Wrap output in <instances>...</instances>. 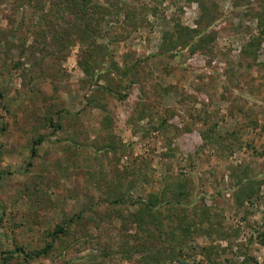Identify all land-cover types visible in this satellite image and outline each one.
<instances>
[{
	"label": "rangeland",
	"instance_id": "obj_1",
	"mask_svg": "<svg viewBox=\"0 0 264 264\" xmlns=\"http://www.w3.org/2000/svg\"><path fill=\"white\" fill-rule=\"evenodd\" d=\"M93 1L123 9L97 83L78 45L61 60L24 50L40 12L0 0V264L77 214L78 244L31 264H94L104 248L129 264L115 182L134 201L185 184L189 264H264V0Z\"/></svg>",
	"mask_w": 264,
	"mask_h": 264
},
{
	"label": "trees",
	"instance_id": "obj_2",
	"mask_svg": "<svg viewBox=\"0 0 264 264\" xmlns=\"http://www.w3.org/2000/svg\"><path fill=\"white\" fill-rule=\"evenodd\" d=\"M17 2L19 9L23 7L24 10L31 6L40 12V18L35 25L33 43L28 46V49H26L27 44H23L24 50H30L35 58L39 55L42 59L58 54L61 60L60 56L64 51L78 45L81 48L79 61L81 69L95 83L99 81L100 75L106 71L104 67L106 65L108 67L110 62L108 57L110 43L115 42V39H121L119 34L115 38V23L112 19L115 13L116 16L123 15L121 4L115 11L113 6L115 4L107 7L96 4L93 0H17ZM25 14L26 12L22 13L23 16ZM100 41H105L107 44L103 45ZM258 41L261 44V39ZM18 65L23 68L20 62ZM39 65L37 63L36 67ZM3 100L4 94L0 91V101L3 102ZM43 119L54 129L59 127L56 123L54 124V118L50 117L49 113ZM43 142L42 136L33 141L32 157L37 155V146ZM119 184L115 182V189L106 192L110 199L107 201L114 207L111 208L114 209L113 215L121 220L123 227L121 231L123 236L120 238L122 248L118 254L122 255L126 261H130L129 264H135L132 261L138 255L141 256V264H189L187 261L197 256L196 249L199 246L190 245L188 241L193 233V227H197V224L191 226L186 222L188 214L183 200L188 199V194L184 189L185 184L180 182L175 187H171L174 184L169 185L168 191H171L172 199L168 201L165 190L151 193L146 201L129 200L126 197L127 194L118 187ZM111 198H113L112 201ZM96 210H98L96 206L92 208V211L96 212ZM164 216L167 217V222ZM82 217L81 214H77L69 221L57 224L53 231L46 233L44 246L34 253L15 245L7 257L3 256V263L16 260L18 264H31L37 260L51 259L58 252L78 244L75 232L78 227L74 226L78 225L79 220H83ZM131 225H135L138 232L144 233L140 241L138 240L135 244H131L127 229ZM158 242L165 247L157 246ZM201 250V254H205L209 249L202 247ZM99 251L102 259L94 264H106V259L110 257L113 249L104 248ZM114 264L124 263L115 261Z\"/></svg>",
	"mask_w": 264,
	"mask_h": 264
}]
</instances>
